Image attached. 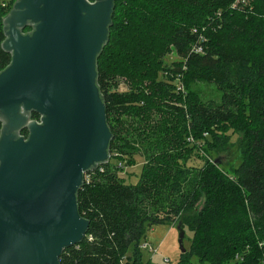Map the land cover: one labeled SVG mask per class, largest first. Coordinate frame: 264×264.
Returning a JSON list of instances; mask_svg holds the SVG:
<instances>
[{"label": "trees", "instance_id": "1", "mask_svg": "<svg viewBox=\"0 0 264 264\" xmlns=\"http://www.w3.org/2000/svg\"><path fill=\"white\" fill-rule=\"evenodd\" d=\"M237 1L115 0L96 61L110 159L84 175L76 202L88 230L59 264H142L146 232L177 222L192 233L178 264H264V0ZM6 14L0 7V71L11 60L1 48ZM167 45L177 56L170 64ZM117 76L128 90H112ZM176 79L212 85L219 100L187 90L175 101ZM230 129L243 135L241 161L226 172L211 153ZM136 155L137 182L126 184L118 164ZM193 157L201 167L188 165Z\"/></svg>", "mask_w": 264, "mask_h": 264}, {"label": "water", "instance_id": "2", "mask_svg": "<svg viewBox=\"0 0 264 264\" xmlns=\"http://www.w3.org/2000/svg\"><path fill=\"white\" fill-rule=\"evenodd\" d=\"M114 2L15 0L2 20L0 264H59L87 233L76 194L110 159L96 61Z\"/></svg>", "mask_w": 264, "mask_h": 264}, {"label": "rangeland", "instance_id": "3", "mask_svg": "<svg viewBox=\"0 0 264 264\" xmlns=\"http://www.w3.org/2000/svg\"><path fill=\"white\" fill-rule=\"evenodd\" d=\"M14 0H0V7L4 8L5 12L8 14L11 10L12 4ZM243 4L248 8H252L255 4V0H238L237 4ZM259 8V7H257ZM6 14V15H7ZM122 21L120 18L119 22ZM161 44H165L162 42ZM162 50H164L163 61L167 64L177 60V56L175 52H173L170 45L162 46ZM168 77V76H167ZM111 82V88L114 91L122 92L129 89L130 81L123 76H117L113 78ZM191 92L192 94L197 95L202 101L214 100L218 101L220 94L217 92L214 86L209 84H196L191 85L187 88L180 82L179 79L175 81V88L173 95L174 98L170 97L171 99H178L181 98L183 101L186 98V92ZM227 139H224V143L221 142L222 146L218 147L217 145L214 146V151L211 153L212 158L214 161L226 172H230V170L236 168L241 161V151L239 148L240 141L242 140V133L230 129L227 132ZM189 142H192V138H188ZM198 152H202V147H198ZM197 149H194V152ZM192 152V151H191ZM127 160V159H126ZM126 160L120 162L121 163V172L120 176L125 180L126 184H135L138 179V175L141 170V166L143 164V158L141 156H134L133 161H131L127 166ZM118 161V160H117ZM111 162H114L111 160ZM116 163V162H115ZM189 166L193 167H201L202 162L197 157H193L189 162ZM119 166V164H118ZM120 168V166L118 167ZM202 202L199 203L197 208L201 206ZM179 223H172V224H163L158 225L150 229L146 232V239L145 241L153 248L157 249L155 252L151 250V252L147 250H142V264H178L179 257H180V231L178 230ZM183 232V238L181 241V245L185 251H188L190 248V241L192 238L191 231L184 227L181 229ZM145 242V243H146ZM142 244V243H141ZM190 264H197V259L192 257L190 259Z\"/></svg>", "mask_w": 264, "mask_h": 264}, {"label": "built area", "instance_id": "4", "mask_svg": "<svg viewBox=\"0 0 264 264\" xmlns=\"http://www.w3.org/2000/svg\"><path fill=\"white\" fill-rule=\"evenodd\" d=\"M196 52H197V53H200L201 50L197 48ZM36 120L38 121V118H37ZM119 166L122 167L121 164H120ZM139 248H140L141 250H147V251H149V252H151V250H152L153 252L156 251V250H155L154 248H152L148 243H142V244H140ZM121 264H123V263H121Z\"/></svg>", "mask_w": 264, "mask_h": 264}, {"label": "flooded vegetation", "instance_id": "5", "mask_svg": "<svg viewBox=\"0 0 264 264\" xmlns=\"http://www.w3.org/2000/svg\"><path fill=\"white\" fill-rule=\"evenodd\" d=\"M33 116H34V113H30V117L33 118Z\"/></svg>", "mask_w": 264, "mask_h": 264}, {"label": "crops", "instance_id": "6", "mask_svg": "<svg viewBox=\"0 0 264 264\" xmlns=\"http://www.w3.org/2000/svg\"><path fill=\"white\" fill-rule=\"evenodd\" d=\"M146 239V238H145ZM145 239H144V241L142 242V243H145L146 241H145ZM147 243V242H146ZM153 248V247H152ZM155 249V248H154ZM155 250H157V249H155Z\"/></svg>", "mask_w": 264, "mask_h": 264}]
</instances>
